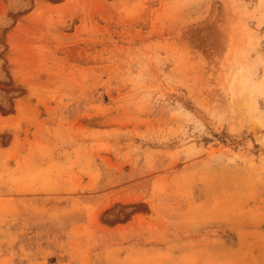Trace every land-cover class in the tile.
<instances>
[{"label":"rangeland","instance_id":"rangeland-1","mask_svg":"<svg viewBox=\"0 0 264 264\" xmlns=\"http://www.w3.org/2000/svg\"><path fill=\"white\" fill-rule=\"evenodd\" d=\"M0 264H264V0H0Z\"/></svg>","mask_w":264,"mask_h":264}]
</instances>
